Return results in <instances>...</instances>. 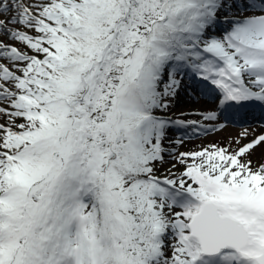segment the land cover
<instances>
[{
  "label": "snow or ice",
  "instance_id": "6c2138e0",
  "mask_svg": "<svg viewBox=\"0 0 264 264\" xmlns=\"http://www.w3.org/2000/svg\"><path fill=\"white\" fill-rule=\"evenodd\" d=\"M254 108L264 0H0V264H264Z\"/></svg>",
  "mask_w": 264,
  "mask_h": 264
},
{
  "label": "rangeland",
  "instance_id": "374dc122",
  "mask_svg": "<svg viewBox=\"0 0 264 264\" xmlns=\"http://www.w3.org/2000/svg\"><path fill=\"white\" fill-rule=\"evenodd\" d=\"M192 91L196 92L195 87L192 88ZM185 99H187L191 102L194 101L193 98L188 95V90L186 88H182L180 93L178 94V97H177V106H176V108L173 109L174 113L178 114L181 110L198 109V108L210 106V102L208 100L200 98L201 100L199 99V104L195 108H187L181 104L182 101ZM194 102H196V101H194ZM183 118L184 119H197V120L200 119V117L197 115H187ZM232 124L233 123H231V122H227L226 128L217 129L216 131H210L206 135L201 134L200 136H196L190 132L189 133L190 138H186L185 146L181 147L180 151L187 150L188 148H194V147H197L199 145H207L209 143H215V142H220L221 144H227L230 139L234 141L240 135V133H242L245 129L248 130L249 135L247 136L246 139H241V143H248L252 139H254L255 136L260 135V134H264V128L260 127V126L249 127V128H246V126H242V127L236 128V126H234ZM232 146L235 147L236 146L235 143H233ZM258 149L261 150L260 146L255 149L253 156H252V159L254 162H261V154L262 153L261 154L258 153ZM165 167H168V165H165Z\"/></svg>",
  "mask_w": 264,
  "mask_h": 264
},
{
  "label": "bare ground",
  "instance_id": "6f19581e",
  "mask_svg": "<svg viewBox=\"0 0 264 264\" xmlns=\"http://www.w3.org/2000/svg\"><path fill=\"white\" fill-rule=\"evenodd\" d=\"M201 100V99H200ZM185 101V102H184ZM201 102V101H200ZM183 106L187 107V108H195L198 104H199V101L198 102H191L187 99L183 100L182 103H181ZM260 148L261 150L258 149V153H263L264 152V145H260Z\"/></svg>",
  "mask_w": 264,
  "mask_h": 264
}]
</instances>
